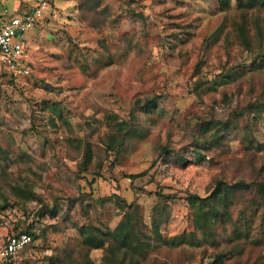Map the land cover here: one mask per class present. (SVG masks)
<instances>
[{
	"label": "rangeland",
	"instance_id": "rangeland-1",
	"mask_svg": "<svg viewBox=\"0 0 264 264\" xmlns=\"http://www.w3.org/2000/svg\"><path fill=\"white\" fill-rule=\"evenodd\" d=\"M23 38L28 73L0 65V245L30 233L11 264L83 261L77 226L113 229L118 197L167 237L195 230L189 195L264 179V2L53 0ZM115 122L134 134L119 143ZM228 212L212 240L149 259L264 264V199L236 191Z\"/></svg>",
	"mask_w": 264,
	"mask_h": 264
},
{
	"label": "trees",
	"instance_id": "trees-1",
	"mask_svg": "<svg viewBox=\"0 0 264 264\" xmlns=\"http://www.w3.org/2000/svg\"><path fill=\"white\" fill-rule=\"evenodd\" d=\"M248 1L254 4L264 2V0ZM238 2L243 3V0H238ZM51 3H53V0H51ZM152 101V98H147L145 100V102ZM138 105L139 101L136 99V106ZM250 106L255 110L262 111L264 110V101L255 102L253 104L250 103ZM132 109H134V107H132ZM219 123L223 127L227 126V122ZM114 125L117 126L118 129H121L122 125L125 126L124 132L120 134L119 143L124 142L125 138L129 136H127V134H134V126L128 125L127 122H115ZM215 125L218 127L217 123ZM112 140V142L115 143V141H117V135L116 138L113 137ZM162 150L165 151L166 147H163ZM179 159L181 160L182 158ZM244 189H254L255 192L264 199V179L260 181H244L240 179L233 183H224L221 180H217L214 190L208 197L189 195L188 200L195 214V230L186 234L182 232L167 237L162 236L159 232L161 218L153 219L151 229L147 232L146 229L144 230L145 223L143 222L142 215H140L138 211V204L136 202H126L122 197H118L119 207H126V209L113 229L103 233L101 229L89 225L77 226L78 232L83 240L82 246H86L87 248L85 252H83V261H79L77 264H92L88 256V250L92 247L104 248V253L99 264H168L164 260H150L149 254L161 246L177 247L182 243L200 244L202 241L212 240L215 236L218 224L224 222L226 217L228 218V207L231 196H233L236 191ZM197 231L200 236L196 234ZM27 245L28 244L24 247ZM62 264L74 263L63 262ZM218 264H222L221 259H218Z\"/></svg>",
	"mask_w": 264,
	"mask_h": 264
},
{
	"label": "built area",
	"instance_id": "built-area-1",
	"mask_svg": "<svg viewBox=\"0 0 264 264\" xmlns=\"http://www.w3.org/2000/svg\"><path fill=\"white\" fill-rule=\"evenodd\" d=\"M50 8L51 0H31L27 8L0 20V65L14 76L28 73L23 33L40 23ZM29 241L28 229L7 236L0 245V264H11Z\"/></svg>",
	"mask_w": 264,
	"mask_h": 264
},
{
	"label": "crops",
	"instance_id": "crops-1",
	"mask_svg": "<svg viewBox=\"0 0 264 264\" xmlns=\"http://www.w3.org/2000/svg\"><path fill=\"white\" fill-rule=\"evenodd\" d=\"M22 1H23V0H22ZM23 2H24V3H23L24 8H22L23 6L20 7V5H19V6H18L19 8L16 10L17 12H15V13H11V14H9L8 16H11V15L17 14L20 10L27 8V7L29 6V3L31 2V0H28V2H27V0H26L27 3H25V1H23ZM7 13H8V12H7ZM8 16H7V17H8ZM4 18H6V17H0V20H1V19H4ZM25 41H26V40H24V42H25ZM22 249H23V248H22ZM22 249H21V250H22ZM21 250H19L18 253H19Z\"/></svg>",
	"mask_w": 264,
	"mask_h": 264
}]
</instances>
